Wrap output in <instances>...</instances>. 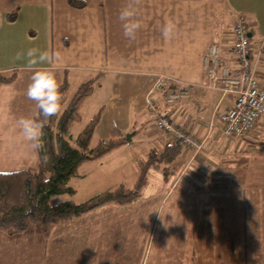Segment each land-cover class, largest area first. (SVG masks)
Returning a JSON list of instances; mask_svg holds the SVG:
<instances>
[{"label":"crops","instance_id":"1","mask_svg":"<svg viewBox=\"0 0 264 264\" xmlns=\"http://www.w3.org/2000/svg\"><path fill=\"white\" fill-rule=\"evenodd\" d=\"M83 1L84 6L74 7L68 0H0V73L16 71L13 81L0 85V165H4L0 171L37 164V157L22 162L28 150L36 148L24 139L17 124L22 117L33 119L38 109L26 95L35 69H27L25 60L16 59L17 53L33 47L59 53L58 60L37 66L53 71L59 84L66 81L69 87V75L79 81L76 89L88 80L97 83L84 101L100 94L101 117L94 129L98 139H108L113 128L125 136L131 133L129 140L114 148L126 157L117 167L121 177L116 175L108 189L132 188L139 174L138 160L176 143L164 129L142 124L150 118L148 97L155 117L166 116L205 142L197 152L182 146L173 160L152 164L147 184L135 201L107 203L72 219L87 214L88 225L82 227H88L89 233L81 234L77 230L81 226H72L70 237L60 234L56 239V225L42 244L41 262L60 264L64 255L68 264H138L146 234L137 229L144 227L147 216L178 186L173 194L177 197L165 209L152 264H163L164 259L166 264H264V114L246 136L224 135L215 113L228 108L233 96L207 87L202 67L203 54L212 42L219 45L221 63L237 66L231 45L233 24L240 14L252 47L264 43V0H140L138 18L143 27L134 40L124 36L119 20L121 8L132 0ZM14 5L17 9L9 17ZM168 21L176 28L173 38L165 40L162 28ZM257 69L264 86V46ZM165 87L184 92L167 102ZM67 97H71L68 92ZM143 125L150 138L143 146L132 147L129 142ZM107 156L96 159L106 164ZM129 159L135 168H129ZM243 163L245 169L239 174ZM126 176H131L129 185ZM93 181V186L99 185ZM142 199H149V205L143 207L138 202ZM143 213L148 214L143 217ZM108 217L120 219V225L109 223L103 229ZM0 244V264L5 263L6 257L1 258L5 253L10 261L20 260L15 264H30L24 248H14L13 241L2 234ZM16 253H20L17 258L13 257Z\"/></svg>","mask_w":264,"mask_h":264},{"label":"trees","instance_id":"2","mask_svg":"<svg viewBox=\"0 0 264 264\" xmlns=\"http://www.w3.org/2000/svg\"><path fill=\"white\" fill-rule=\"evenodd\" d=\"M68 1L74 7L85 4L83 0ZM14 13L13 10L8 16L13 17ZM15 75V70L9 74L0 73V85L13 81ZM96 85L93 80L83 82L68 98V91L65 93L68 84L66 81L61 83L60 112L45 121L37 109L33 117L34 120L45 122L42 146L36 148L37 164L13 171H0V234L8 239L22 240L24 236L33 233L45 243L56 225L67 223L107 203L127 204L135 201L147 184L148 170L152 164L171 161L180 152L182 144L176 141L174 144H166L162 151H150L145 159H139V174L132 188L119 185L82 202L69 199L52 203L50 199L54 195L74 193L75 189L68 182L72 176L77 175L83 161L101 157L128 140L119 129L113 128L108 139H97L91 145L94 129L101 117L100 112L93 115L76 135L70 133L71 124L81 120V104ZM163 89L167 96L174 88ZM244 169L243 163L239 174Z\"/></svg>","mask_w":264,"mask_h":264},{"label":"rangeland","instance_id":"3","mask_svg":"<svg viewBox=\"0 0 264 264\" xmlns=\"http://www.w3.org/2000/svg\"><path fill=\"white\" fill-rule=\"evenodd\" d=\"M15 7H17V5H14V7H12L11 10L16 11L17 8ZM69 77H70V81H69L70 85L68 87V90L66 89L65 93L68 91V95L72 96L74 91L76 90V87L79 81L75 80V78L72 75H69ZM99 98H100V94L98 93L93 94L92 96L89 97V99H86L84 103H82L80 107L81 120L77 122H73L70 126V133L73 136L76 135L90 121L93 115H95L98 112H101L100 111L101 109L99 108L100 105H98ZM148 115L150 116V118L148 119V121L143 120L142 124H145V125L148 124L149 127L156 128L157 127L156 117L150 110H149ZM144 128L148 129V127L146 126L144 127L143 125V127H140L138 132L133 135V138L131 137L132 141H130L129 144L132 147H136V146L141 147L147 142L148 138H150V136L146 134ZM128 134H131V133H128ZM97 139H98V135L94 134L93 141H91V145L94 144ZM130 149H133V148H130ZM107 155L108 156L106 159V164L101 163L97 159H89L88 161L85 160V162L82 165H79L81 166L80 168H78L79 175L78 176L74 175L69 179L68 184L75 189L74 193L73 194L63 193V194L54 195L52 196L50 201L52 203L60 202L61 197H63L64 195L65 197L62 200L72 199L75 202H82V201L87 200L91 196L97 194V191L99 190H112L108 188H112L113 185H109V186L107 185L114 182L116 175L121 177V172L117 169V167L122 166L121 159H124V157L126 156L122 155L120 157V153H117V150L113 151L112 153L107 152ZM36 157H37V152L34 149H30L28 150V155L25 157L24 160H22V162H27V161L33 162L34 158ZM127 162L129 164V168H135V162L132 159L127 160ZM85 165L89 167V170H82V167ZM0 166H4V165L1 164ZM0 169H3V168H0ZM94 179H96V182H99V185H96V186L92 185V183L94 182L93 181ZM125 180H126V184L129 185L131 176H126ZM153 184L155 183L153 182ZM180 184H182V182ZM177 187L175 188V190H173L172 194L169 193V195L166 196V200H164L161 203V207H159L158 205V207L154 209L153 214L150 216H147V223L144 224V227L137 229V231H140L143 229V233L146 234L145 239H144V244H143L144 246L143 259L140 260L138 264H152V261H153L152 260V250H153V247L155 246L159 233L162 232V229L164 227V217L167 214L165 209L170 207V205L172 204V201H174V198L177 197L173 195L179 191ZM200 190L201 189L198 188V191ZM185 191H187V189H185ZM194 191H195V188L191 190L192 193H194ZM58 197H60V199ZM148 200L149 199H142V200H138V202L143 203L142 204L143 207H146L149 205ZM135 203H133L132 206L134 205L133 207H138V204H135ZM137 213L138 211L135 210L134 218L136 217ZM147 214L148 213H143V217H145ZM131 219L132 218L130 216V218L128 219L129 223L131 222ZM119 220L120 219L117 220L115 218L108 217V220L106 221L107 223L103 224L102 228L103 229L104 227L106 228L109 225V223L113 226L120 225ZM87 225H88L87 214H85L83 217L77 219L74 222L72 220L68 222L67 224L57 226L53 232V235L56 237V239H60V236H59L60 234H62L64 238H68L70 237V234L72 233V226H76V227L81 226L77 230H79L81 234H86L87 232L89 233V228L87 227V229H84L82 226H87ZM146 227H147V230H146ZM67 232H69V234L65 235ZM127 234H129V236L134 235L132 231H128ZM11 241H13L14 243L13 245L14 248H24L26 253L29 254L30 264H43L40 259L43 243L37 236L33 235V233L31 235L24 236L22 240L13 239ZM0 247H1V244H0ZM239 252L242 253L243 250L240 249ZM7 255L8 254L5 253L1 256V258L6 257L4 264H10V262H12L11 264H15V263L20 262L19 259L16 261L15 260L10 261L9 258H7L10 256L9 255L7 256ZM19 255L20 253H16L13 257L16 256L17 258V256ZM66 259L67 257L63 255V258L60 264H68L64 262ZM161 262H163V264H166L165 259L162 260Z\"/></svg>","mask_w":264,"mask_h":264},{"label":"built area","instance_id":"4","mask_svg":"<svg viewBox=\"0 0 264 264\" xmlns=\"http://www.w3.org/2000/svg\"><path fill=\"white\" fill-rule=\"evenodd\" d=\"M252 39L248 35V27L243 15H239L233 24L232 55L237 66L232 68L219 60V45L212 42L208 45L202 58V67L207 80V87L219 89L223 95L233 96L232 104L225 110H218L215 118L222 123V133L230 137H244L255 126L264 114V86L260 84L257 72L260 55L263 51V41L252 47ZM161 86L160 82L156 84ZM183 90L170 92L166 101L178 98ZM151 110H155L151 98H147ZM157 127L164 129L172 137V141H179L186 151H199L205 138L199 139L189 131L173 124L168 117L159 116Z\"/></svg>","mask_w":264,"mask_h":264},{"label":"clouds","instance_id":"5","mask_svg":"<svg viewBox=\"0 0 264 264\" xmlns=\"http://www.w3.org/2000/svg\"><path fill=\"white\" fill-rule=\"evenodd\" d=\"M140 0H132L126 3L119 12V20L122 23L123 34L126 38L134 40L143 25L138 18ZM175 24L168 21L162 28V36L165 40H170L174 36ZM59 59V53H49L47 50L29 48L26 52L17 53V60H25L27 69H35L31 76V82L27 87V98L36 102L37 108L45 121L61 110L62 95L60 84L53 71L47 68H37L38 65L50 63L51 60ZM21 133L26 141L31 142L33 148L42 146L41 138L45 127L44 121H37L31 118L22 117L17 121Z\"/></svg>","mask_w":264,"mask_h":264},{"label":"water","instance_id":"6","mask_svg":"<svg viewBox=\"0 0 264 264\" xmlns=\"http://www.w3.org/2000/svg\"><path fill=\"white\" fill-rule=\"evenodd\" d=\"M248 35H249V34H248ZM126 139L129 140V139H130V135L127 134V135H126Z\"/></svg>","mask_w":264,"mask_h":264}]
</instances>
